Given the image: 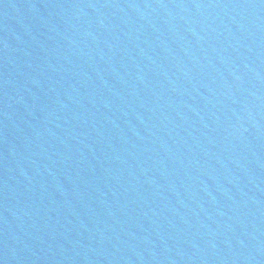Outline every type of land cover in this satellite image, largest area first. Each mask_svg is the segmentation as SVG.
<instances>
[{
  "label": "water",
  "instance_id": "water-1",
  "mask_svg": "<svg viewBox=\"0 0 264 264\" xmlns=\"http://www.w3.org/2000/svg\"><path fill=\"white\" fill-rule=\"evenodd\" d=\"M0 167L95 264H264V0H0Z\"/></svg>",
  "mask_w": 264,
  "mask_h": 264
}]
</instances>
